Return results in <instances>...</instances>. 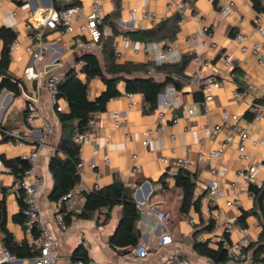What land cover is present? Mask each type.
Here are the masks:
<instances>
[{
  "label": "crops",
  "instance_id": "1",
  "mask_svg": "<svg viewBox=\"0 0 264 264\" xmlns=\"http://www.w3.org/2000/svg\"><path fill=\"white\" fill-rule=\"evenodd\" d=\"M16 1L0 0V26L11 27L20 44L19 49L13 52L8 67L9 72L19 79L20 92L14 96L5 88L0 90V128L4 130V135L0 133V156L12 159L36 154V169L44 180L39 207L54 235L52 251L56 257L55 264H68L78 246H82L88 258L96 264H160L174 257L188 259L191 264H239L227 261L214 263L192 249V240L196 237L193 236V224L199 223L200 219L205 222L209 218L213 224L214 215L218 216L222 227H227L230 240L240 241L245 246L252 242L249 250L255 253L257 244L254 243L264 230V225L253 214L246 217L245 226L235 222L242 210H248L253 205L248 188L250 184L236 176V171L253 165L256 185H261L264 182V143L242 138L233 130L232 125L221 123L222 112L237 113L248 122L247 128L252 138L258 140L264 136V104H254V99L264 95V53L263 62L258 63L251 54L242 53L234 39L235 34L240 32L248 37V45L264 41V34L260 35L251 22L256 13L251 0H231L228 15L220 13L219 0H170L169 7L165 0H103V23L111 32L116 31L115 34L106 35L111 38L114 61L146 64L148 73L160 79L163 78V73L149 65L153 63L149 62L141 49L144 43L153 41L159 46L171 45L181 56L189 58L184 69L185 77L180 79L181 87L177 90L181 108L191 106L193 113L182 116L180 109L166 113L161 131L154 133L143 146L142 131L155 128L160 122L159 117L155 108L148 110L138 93H134L135 104L130 107L129 98L124 94V82L118 81L116 87L120 94L110 98L105 109L93 115L96 124L94 140L84 145L79 153L80 159L86 163L93 160L96 165L84 166V178L79 192L65 202L68 210L78 211L84 200V192L107 185L113 179L132 188V196L140 210L137 221L140 231L138 243L145 244L148 249L147 256L142 259L133 254L134 248H112L108 243L120 217L119 206L111 208L109 218L104 223H101L103 211H100L87 219L72 218L70 224L59 229L53 217L55 205L48 199L52 187L48 161L56 150L61 127L46 90V80L50 74L64 75L70 69H75L76 62L84 51L73 45V34L62 32L58 27L52 29L42 26L43 17L39 10H57L53 6L54 2L62 8L64 5L77 3L80 5V12L73 21L76 27L84 21L91 0ZM181 6L184 9L182 14L179 13ZM132 7L153 12L155 19L129 21L128 12ZM175 13H178L179 18L182 17V23L176 26L172 38L146 41L137 32L151 29ZM129 32L135 35L126 34ZM191 34L196 35L195 42L187 41ZM80 36L87 39V35ZM123 38L125 40L122 41ZM2 45L0 40V52ZM29 45L34 51L40 52V60H33V52L25 49ZM115 46L118 47V52L114 51ZM92 51L103 67L107 58L102 42ZM223 53H228L232 59L229 67L224 66L220 60ZM29 65H33L36 77L25 75L24 69ZM233 67H237L239 72H232ZM78 75L83 78L80 73ZM208 77H215L222 84L214 89L212 100L205 101L202 86ZM236 80L243 85V92H238ZM87 86L90 99L98 96L104 89L102 81L97 77L90 79ZM30 97L36 98L40 113L51 124L47 133L39 125L30 126L25 123V104ZM58 104L61 110H66V103L62 98ZM114 110L125 113L119 129L112 128L107 115ZM247 110L252 112L250 117L244 116ZM255 115L258 116L257 119H254ZM174 117L177 119L175 123L172 122ZM205 125H217L218 130L204 135ZM228 133L232 134V140L220 157L212 162L203 160L190 169L195 173L194 193L200 197L199 213L191 209L187 215L181 214V191L172 186L170 166L162 163L160 158L166 156L170 160L176 157L194 160L214 147ZM18 141L22 142L21 145L17 144ZM240 145L244 147L242 153L238 151ZM133 153L137 155L140 165L137 171L132 169ZM104 156H107L106 161L103 160ZM212 166L222 167L224 171L212 174ZM6 167L0 159V198L5 199L6 227L15 240H26L23 228L12 221V215L19 210V188L16 183L13 184V177ZM213 179L218 182L222 191L219 197H213L207 189L208 181ZM162 180L166 182V187L162 186ZM191 216L194 222H190ZM203 225L198 224L202 226V231L197 235L207 237L209 230H204ZM162 234L169 235L171 242L158 244L157 240ZM209 245L216 246L215 243ZM255 256L264 258V250H259Z\"/></svg>",
  "mask_w": 264,
  "mask_h": 264
},
{
  "label": "trees",
  "instance_id": "2",
  "mask_svg": "<svg viewBox=\"0 0 264 264\" xmlns=\"http://www.w3.org/2000/svg\"><path fill=\"white\" fill-rule=\"evenodd\" d=\"M16 2H20L17 0ZM253 9L256 12L264 11V0H251ZM53 6L57 10H61L69 6L64 5L63 8L55 2ZM179 18L178 13L173 14L170 18H166L158 22L154 27L145 31H137L140 37L146 41L159 40L162 38H172L176 32V22ZM116 31L112 30V34ZM134 36L135 33H126ZM137 34V33H136ZM16 37V32L11 27L0 26V40L2 41V50L0 52V90L7 89L14 96L20 92L19 79L13 76L9 70V47L11 41ZM110 37L100 39L102 47L106 51V61L102 67L99 60L93 51H84L79 59L82 60V65L79 67V72L83 78L78 75L74 68L70 69L66 74L61 76V79L56 84V95L62 98L66 103V110H56L57 117L61 127V133L57 142L55 152L50 156L48 161V170L52 177V187L48 199L57 206L59 212L66 225L70 224L72 218L87 219L95 212L103 211L101 223H104L109 218V212L113 206H119L120 217L115 229L108 238V243L112 248H134L139 241L140 231L137 228V221L140 217V210L132 196V188L125 185L118 179L107 185L99 186L84 192V200L78 211L67 209L62 196L65 195L79 181V174L76 170V164L79 157V146L75 143L73 136L78 132L87 130L88 120L94 114L105 109L106 102L120 94L116 85L118 81L123 80L124 90L126 92L138 93L142 96L144 104L148 110H152L156 106L157 95L164 87L171 83L176 89H180V79L185 77L184 69L189 58L181 56L180 60L174 63H163L160 65L149 64L155 70L163 73V78L157 79L148 73L146 64H134L131 62L118 63L112 58V48L110 46ZM232 72L238 73L237 67L232 68ZM99 78L104 89L93 99L88 97L87 83L92 78ZM235 80V79H234ZM238 81V80H236ZM238 92H243L244 87L241 82H236ZM254 104H264V95L254 99ZM252 112L247 110L244 113L245 117H250ZM0 133L4 135V130L0 128ZM1 161L9 168V173L13 177V184L18 183L29 167V161L26 158L6 159L0 156ZM173 179V187L179 188L181 191V201L179 212L187 215L192 209L199 213V195H195V173L184 167L178 168L171 174ZM163 187H166V182L161 181ZM249 193L252 195L253 205L248 210H242L235 222L240 226H245V220L248 215H256L260 222L264 225V182L261 185L250 184ZM17 201L19 210L12 215V221L24 228V202L21 188L18 189ZM204 224L203 229L209 230L212 226V220L209 218L205 222L200 219L199 223L193 224V236H196L201 227L198 224ZM0 244L11 254L18 258L27 257L37 253V250L32 247L27 240H15L13 234L6 227V206L4 197L0 198ZM228 237V231L224 233ZM209 239L204 241L192 240V249L198 255L208 258L214 263H222L226 261L225 250L219 243L216 246L209 245ZM256 252L264 250V230L259 235ZM253 243L244 245L245 249H251ZM87 259V252L78 246L74 249L71 255V261L75 259ZM261 260L264 258H260ZM4 264V263H0Z\"/></svg>",
  "mask_w": 264,
  "mask_h": 264
},
{
  "label": "built area",
  "instance_id": "3",
  "mask_svg": "<svg viewBox=\"0 0 264 264\" xmlns=\"http://www.w3.org/2000/svg\"><path fill=\"white\" fill-rule=\"evenodd\" d=\"M167 1V6H170V0ZM220 8L219 11L222 15H228L231 11V0H219ZM184 11L183 7H179V13L182 14ZM39 12L42 15L41 24L44 27H49L52 29L59 28L60 31L65 33H70L74 35L73 45L83 51H92L96 45L100 42V39L103 36L111 35V29L106 27L103 23V13L104 6L103 0H91L90 7L88 12L85 14L84 21L80 22L76 27L73 25L74 19L80 12V5L77 3L71 4L61 11L54 9L44 10L40 9ZM129 21H134L136 19H149L154 20L155 15L153 12L144 9H138L137 7H132L128 12ZM252 24L254 25L256 31L262 35L264 34V11L256 12L252 19ZM182 23V17H180L176 24L180 25ZM80 35H87V39H83ZM234 39L238 42L240 46V51L242 53H249L257 59L258 63L263 62L262 53H264V41H255L248 45V37L242 33H236ZM125 38L122 39V41ZM187 41L195 42L196 35L191 34ZM206 43V41H205ZM19 41L14 38L9 47L10 58L14 51L19 49ZM27 51L33 52V60H40L42 55L38 51H34L32 47L26 46ZM147 55L149 62L160 65L163 63H174L180 60L181 54L171 45L159 46L156 42H146L141 47ZM114 51L118 52V47H114ZM222 64L226 67L232 65V59L228 53H223L220 57ZM82 60L79 59L76 62L75 71L79 72V67L82 65ZM25 75L27 77H36L37 74L33 71V65H29L24 69ZM60 74L53 73L50 74L46 80V90L48 96L54 105L56 110H61L58 104L59 99L56 95V84L61 79ZM222 82L215 77H208L203 83L202 89L204 92V100H212L214 89L220 87ZM124 94L129 98L128 105L132 107L135 104L134 93L124 92ZM181 110L182 116H189L193 113L191 106L186 108H181L180 102L178 100V90L176 87L169 83L167 84L162 91L157 95L155 111L159 117V124L155 128H146L142 131L141 136V145L145 146L149 139L153 137L154 133L161 131L165 121V114L172 112L174 110ZM25 123L30 126L39 125V127L47 133L50 130V122L40 113L38 109V104L36 98L30 97L25 104ZM108 118L111 122L112 128L119 129L122 125V122L125 118V113L123 111H109L107 113ZM258 116L255 115L254 119H257ZM176 118L172 119V122H176ZM221 123L226 126L232 125V128L237 132L242 138H250L253 142L257 141L259 143H264V136L258 140L252 138L249 135L247 124L239 114L237 113H227L226 111L222 112ZM95 117H91L87 123V130L85 132H78L73 136L75 143L81 148L91 143L94 140V130H95ZM218 130L217 125H205L203 127V134L209 135ZM126 138H129L128 134H125ZM232 134L228 133L219 139L216 145L205 153L198 155L194 160L176 157L170 160L166 156H162L161 162L169 165V173H174L178 168L184 167L186 169H193L196 163H200L203 160L212 162L216 158L220 157L223 153L225 147L231 142ZM22 142L18 141L17 144L21 145ZM244 147L240 145L238 151L242 153ZM133 161V171L139 170V163L137 161V155L132 154ZM36 154H31L29 157H26L29 161V167L24 171L20 181L16 183L18 188H21L23 191V202H24V235L28 243L37 250V253L31 256L18 258L15 255L11 254L5 248L0 247V263L4 264H55L56 257L52 251L54 245V235L50 227L46 224L44 216L42 215L39 207V195L41 188L43 186L44 180L41 175L38 174L35 164ZM103 160H107V156L103 157ZM85 165L89 167H94L96 165L95 161L89 160L87 163L79 159L76 164V170L79 174L78 183L72 187L65 195L62 196L63 200H68L70 197L76 195L81 186V181L84 178L83 168ZM6 170L9 171V168L6 167ZM224 169L222 167H211V173H221ZM236 176L244 179L249 184H256L255 178V167L253 165H247L243 168L237 169ZM207 189L213 197H219L222 195V191L219 189V184L216 180H210L207 183ZM54 222L57 228L63 229L66 224L62 215L57 212V206H55L54 212ZM214 223L208 231V236L204 237L202 235H196L195 240L204 241L209 239L208 243H219L221 247L225 250L226 261L229 263H239V264H264V259H255L249 249L244 248V244L240 241H232L224 235L227 232V227H222L218 222V216L214 215ZM190 222H194V218L190 217ZM171 238L167 234H162L159 236L157 243L166 244L170 243ZM133 254L142 259L145 258L148 254L147 246L143 243H138L134 249ZM68 264H96L92 259H75L70 261ZM160 264H191L188 259L174 257L169 261H164Z\"/></svg>",
  "mask_w": 264,
  "mask_h": 264
}]
</instances>
